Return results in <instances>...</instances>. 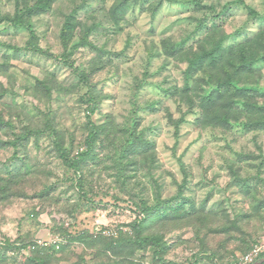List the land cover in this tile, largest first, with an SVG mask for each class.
<instances>
[{
  "label": "rangeland",
  "instance_id": "374dc122",
  "mask_svg": "<svg viewBox=\"0 0 264 264\" xmlns=\"http://www.w3.org/2000/svg\"><path fill=\"white\" fill-rule=\"evenodd\" d=\"M26 3L0 0V264H239L264 247V115L243 126L264 51L189 63L264 42V0H53L6 23ZM228 75L249 95L204 107Z\"/></svg>",
  "mask_w": 264,
  "mask_h": 264
},
{
  "label": "trees",
  "instance_id": "16d2710c",
  "mask_svg": "<svg viewBox=\"0 0 264 264\" xmlns=\"http://www.w3.org/2000/svg\"><path fill=\"white\" fill-rule=\"evenodd\" d=\"M26 1H27L26 6L23 7V6L18 5L15 16L12 18H7L6 23H10L11 26H14V27H20L22 29H27V28H29V25H30V22L28 20L32 19V17H34V16L40 15V14L48 11L53 0H37V2L35 4H31L32 0H26ZM130 2H131V0H117V6L114 9V11H117L119 6L123 7L124 9L130 8V6H131ZM196 3L201 8L205 7V6L202 7L201 4L197 1H196ZM250 13L254 14V15H258L255 12V10H253V9H250ZM222 15L223 14H221L220 17ZM71 19H73V16ZM71 31H73V25L71 23H67L63 29V35L64 34L65 35L70 34ZM32 35L34 36V33H32ZM70 35H72V34H70ZM250 42L251 41H249V42L247 41L244 43L242 42V43H239L238 45L231 46L229 49H224V47H222V44H218L212 50H204V51L200 52L198 55L196 54V57H194L189 62L190 66H191V70L196 71V70H198L199 67H204L207 63H212L211 65H213V63L222 59V55L227 50L231 55L234 53L233 56L238 60L239 63L246 65L247 63H249V61L251 59H255L257 57V55H258L257 53L259 52V50L264 51V42L262 41V39H258L256 44H250ZM191 53L192 52H190L189 54H191ZM222 61H221V63H222ZM226 77H228V78H225V79L220 78L223 81H220L217 84H212L213 86L210 88L209 92L206 95V101L203 102L204 107L206 105L212 106L211 105L212 103L214 104L218 99L223 98L224 94H226V93L231 94L233 96L234 95H237V96L240 95V96L247 97L249 95V93H248L249 89L238 88L233 83L235 81L230 77V75H228ZM245 105L249 109L250 117H252L253 120L255 118V120L250 122L249 124L244 123L243 126L246 127L247 130H251L253 127H255L254 129H257L260 125L259 117L261 115L262 116L264 115V107H262V105H259L258 103L248 104V102H246ZM214 119L223 121L218 115L215 116ZM0 122L3 123V117L1 115H0ZM21 140H22L21 137H17L15 141L11 142V144H18L21 142ZM89 145L91 147L93 145V142H92V144L90 143ZM84 155H85V157H84ZM88 156H89V153L83 154V157H84L83 159H86ZM68 164H70L74 167L75 166L78 167L77 166L78 164H76V161L75 162H69ZM14 178L15 177L11 175L10 181H12ZM4 179H5V177L0 174V188H1V184H3L5 182ZM4 195H6V193H4L0 189V196H4ZM140 225L141 224H137L135 222V225H134L135 232H137V230L140 228ZM80 236L81 235H79L78 237H80ZM119 242L122 243L121 241H119ZM141 242H143V241L139 240V243H141ZM55 248H56V246L48 247V249H54V250H55ZM38 261L42 262L41 260H38Z\"/></svg>",
  "mask_w": 264,
  "mask_h": 264
},
{
  "label": "built area",
  "instance_id": "2783aa9c",
  "mask_svg": "<svg viewBox=\"0 0 264 264\" xmlns=\"http://www.w3.org/2000/svg\"><path fill=\"white\" fill-rule=\"evenodd\" d=\"M264 251V247L260 246L254 249L251 253L247 254L242 262L239 264H254L258 258L261 256V253Z\"/></svg>",
  "mask_w": 264,
  "mask_h": 264
},
{
  "label": "water",
  "instance_id": "95a60500",
  "mask_svg": "<svg viewBox=\"0 0 264 264\" xmlns=\"http://www.w3.org/2000/svg\"><path fill=\"white\" fill-rule=\"evenodd\" d=\"M255 264H264V258L261 259L260 261L256 262Z\"/></svg>",
  "mask_w": 264,
  "mask_h": 264
},
{
  "label": "clouds",
  "instance_id": "9594fccd",
  "mask_svg": "<svg viewBox=\"0 0 264 264\" xmlns=\"http://www.w3.org/2000/svg\"><path fill=\"white\" fill-rule=\"evenodd\" d=\"M262 254H263V253H262ZM262 254H261V256H262ZM261 256L258 258V260H257L256 262H258V261H260L261 259H263V258H264V257H263V258H261ZM256 262H255V263H256ZM255 263H254V264H255Z\"/></svg>",
  "mask_w": 264,
  "mask_h": 264
}]
</instances>
